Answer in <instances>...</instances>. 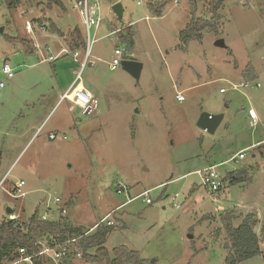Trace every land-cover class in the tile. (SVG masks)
Segmentation results:
<instances>
[{
  "label": "rangeland",
  "instance_id": "rangeland-1",
  "mask_svg": "<svg viewBox=\"0 0 264 264\" xmlns=\"http://www.w3.org/2000/svg\"><path fill=\"white\" fill-rule=\"evenodd\" d=\"M74 1L21 0L11 11L0 0V177L7 173L0 189V223L11 214L26 221L36 208L44 210L40 203L48 198L56 212L54 198L61 197L67 212L60 221L89 228L111 213L114 225L104 243L110 256L124 244L149 264H224L222 217L229 214L234 224L250 211L259 214L254 230L261 240L264 148L249 146L237 162L231 157L264 140V0H224L217 31L206 29L200 39L184 43L179 32L190 18L187 0H152L163 4L160 16L150 12L148 0H98L102 21L89 30L83 68L85 48L77 50L78 56L69 49L76 40L75 27L87 43ZM115 2L123 7L121 21L111 8ZM197 5L195 16L208 17L202 2ZM41 23L61 35L47 32L41 52L28 54L24 39H34V33L25 25ZM121 23L130 26L131 48L120 37ZM217 39L224 46L216 45ZM116 47L143 64L138 79L121 64L111 69ZM62 48L66 50L60 53ZM49 54L53 61H38ZM3 62L15 73L10 79L1 70ZM248 63L255 79L242 77ZM78 72L98 102L92 115L59 99ZM245 80L260 86L232 89ZM177 91L183 101L175 98ZM249 107L255 122L247 116ZM201 112L223 115L213 133L198 127ZM214 163L220 164L216 170L221 175L248 167L251 179L209 190L195 171ZM21 180L26 194L14 198L10 191ZM117 184L124 185L121 193ZM218 204L225 208L219 213L214 211ZM260 248L261 255L240 264H264L261 241ZM79 252L66 264H106ZM38 262L55 264L48 256Z\"/></svg>",
  "mask_w": 264,
  "mask_h": 264
},
{
  "label": "trees",
  "instance_id": "trees-1",
  "mask_svg": "<svg viewBox=\"0 0 264 264\" xmlns=\"http://www.w3.org/2000/svg\"><path fill=\"white\" fill-rule=\"evenodd\" d=\"M200 1L204 5L208 17L198 18L195 16L197 10V2ZM8 10H15L21 3V0H3ZM191 7L190 18L185 24V28L179 32L181 42L190 38H201L202 31L209 29L217 31V22L222 19L220 10L224 6V0H187ZM163 4L156 5L152 0H148L147 7L152 14L160 16L163 12ZM130 26L119 30L120 37L125 39L127 45L131 48L133 45L132 32H128ZM124 30V31H123ZM76 40L71 45L74 48H86L82 34L78 27H75ZM61 35V33H59ZM242 77L248 79L256 78V71L251 63H248L243 71ZM264 148V143L260 145ZM248 167H240L228 170L226 177L223 179L225 185L247 182L251 179ZM221 187L217 190H220ZM232 214V213H231ZM258 222L254 213H248L243 216L241 221L234 224L232 215L222 217L223 231H225L226 242L224 249L227 251L224 264H240L249 258L262 254L260 241L264 243V221L260 227L261 240L254 226ZM87 228L83 226L73 227L68 222L62 221H44L40 219L37 210L29 216L26 221L19 219H7L0 223V263L4 259L11 260L19 256L18 249L24 248L25 252L34 255L37 251L34 243L43 235H53L59 241L67 237H78L81 249L85 256L92 260H104L106 264H149L146 259L141 257L137 250L129 249L126 245L120 244L112 249L113 257L106 249L104 243L107 236L112 231V226L100 225L96 230L87 236H80V233ZM94 248V254H88L89 249ZM16 249L14 254L11 253ZM89 259V258H88ZM90 260V259H89ZM34 264H40L36 257L33 258Z\"/></svg>",
  "mask_w": 264,
  "mask_h": 264
},
{
  "label": "built area",
  "instance_id": "built-area-1",
  "mask_svg": "<svg viewBox=\"0 0 264 264\" xmlns=\"http://www.w3.org/2000/svg\"><path fill=\"white\" fill-rule=\"evenodd\" d=\"M137 3H140L138 0ZM74 8H77L79 11V14L82 19V23L84 27L87 30V43L86 46L89 44V30L92 27L98 28L99 24L102 21V15H101V8L99 5L98 0H75L73 4ZM87 49V48H86ZM129 53V52H128ZM127 53L126 49H120L119 47H116L114 50L115 56L112 58L110 64L112 69L120 65V61L122 59H129L130 55ZM88 52L86 50L85 53V59L80 62L81 67H85L86 65V58H87ZM55 58L53 56H49L48 60H54ZM1 70L3 74L5 75L6 79H10L14 76V71L12 67H10L6 62H3L1 65ZM3 81H0V88L3 87ZM259 82H250L249 80H245L244 83L239 84H232V89H239V88H245V87H259ZM226 91L225 88H220V92L224 93ZM62 98L68 99L71 103H73L74 106H78L82 115H92L95 113L98 102L95 96H93L84 86L80 83L79 80V72L76 74L75 80L72 83L71 87L62 95ZM175 98L179 101H183L184 97L181 94L180 91H177L175 94ZM247 115L252 120L256 119L255 111L252 107H249L247 109ZM54 133H49L48 137L50 139L55 138ZM248 149V147H247ZM247 149L238 151L231 159L235 160L237 162L238 159H244L246 157L245 153L247 152ZM220 164H214L209 165L207 167H204L202 169H198L195 171L197 175L200 177V182L202 186L206 187L209 190L215 191L219 189L224 181L223 179L226 177L225 175H221L217 172L216 168ZM233 170V169H232ZM6 174H4L2 177H0V189L4 188V184L6 183ZM25 184L24 180H21L19 182H15L10 194L14 198H22L26 192L22 190V186ZM124 189V185L117 184L116 192L121 193ZM147 194L146 191L140 193V196H145ZM145 201L147 203L151 202L149 198H146ZM56 205V212L52 210L50 205V198H48L46 201H41L40 204H44V210L40 212L38 208H36L38 215L40 219L44 221H60V216L66 214L67 208L65 205V201L61 197H55L54 202ZM175 206L177 204L174 203ZM38 207V206H36ZM111 213H107L106 216L101 218L96 224H94L92 227L87 228V230H84L80 233V236H87L90 233H92L94 230L98 228L100 225H107L112 226L114 225V222L110 220ZM10 219H18L15 214H11ZM37 251L34 253V255H30L25 252L24 248H19L18 253L20 255L19 259L14 260L8 264H15L18 262H29L32 263L33 258L36 257L37 260H41L43 257H49L55 264H66L65 260L69 259L73 254L80 253L79 250L81 249L79 244L78 237H67L63 240H58L53 235H43L41 238L37 239L34 243ZM79 255V254H78Z\"/></svg>",
  "mask_w": 264,
  "mask_h": 264
},
{
  "label": "water",
  "instance_id": "water-1",
  "mask_svg": "<svg viewBox=\"0 0 264 264\" xmlns=\"http://www.w3.org/2000/svg\"><path fill=\"white\" fill-rule=\"evenodd\" d=\"M111 8L119 21L122 19L123 15V7L119 2H115L111 5ZM122 24V23H121ZM123 25V24H122ZM3 29L0 28V32ZM216 45L224 46V42L221 39H217L215 41ZM122 68L128 72L131 76L135 79L139 78L141 69L143 64L135 59H122L120 61ZM223 115L221 113H211V112H201L198 116L197 125L202 130L206 131L207 133H213L218 125L221 123ZM6 211L9 213L11 212V208L9 206L6 207Z\"/></svg>",
  "mask_w": 264,
  "mask_h": 264
},
{
  "label": "crops",
  "instance_id": "crops-1",
  "mask_svg": "<svg viewBox=\"0 0 264 264\" xmlns=\"http://www.w3.org/2000/svg\"><path fill=\"white\" fill-rule=\"evenodd\" d=\"M45 26V23H41V26H35V25H30V24H27V25H25V27L27 28V31L28 30H31L33 33H34V39H24L26 42H29V49L26 51L28 54L29 53H33V51H34V49H38V51H40V50H42V47H41V45H43V41H41L43 38H45L46 36H48L47 35V32L48 33H55V32H57L58 30H52L51 31V29L50 28H45L44 27ZM121 28L120 29H122V28H124V26L121 24ZM127 27V26H126ZM58 33V32H57ZM58 35L60 36V34L58 33ZM63 38V37H62ZM86 48H87V46H86ZM86 48H85V51H86ZM69 49L70 50H72V51H74V53H73V55L75 56H78L77 54V50H79V48H74V49H71L70 47H69ZM65 48H62L61 50H60V53L61 52H65ZM41 52V51H40ZM86 53V52H85ZM49 56H53L52 54H49L48 55V57ZM48 57L47 58H45V57H42V58H40V59H38V61H43V60H48ZM54 57V56H53ZM84 58H82L83 60L85 59V54H84V56H83ZM87 59V58H86ZM131 59V58H130ZM83 60H81V61H83ZM7 61V60H6ZM48 61H53V60H48ZM80 61V62H81ZM8 62V61H7ZM88 65H89V63H88ZM111 69H112V67H111ZM76 77V76H75ZM74 80H75V78L74 79H70V80H68L66 83H65V86L64 87H67L66 88V90L64 91V92H60V94H59V99L60 98H62V95L71 87V85H72V83L74 82ZM80 83L84 86V84L80 81ZM84 88H85V86H84ZM62 89V88H61ZM61 89H60V91H61ZM89 91V90H88ZM90 92V91H89ZM91 93V92H90ZM248 116V115H247ZM253 122H254V120H253ZM40 126L41 125H39V127H38V129L40 128ZM37 129V130H38ZM49 133H53V132H49ZM48 133V134H49ZM56 135V134H55ZM262 143H264V140H261V141H258V142H256V143H251V144H249V145H246V147H244V148H241V149H239L238 151H240V150H242V149H247V147H249V146H253V145H255L256 147L257 146H260ZM255 154H258L259 155V153L256 151L255 152ZM254 153L252 154V155H255ZM256 156V155H255ZM215 164V163H214ZM214 164H209V165H214ZM209 165H206V166H203L202 168H204V167H207V166H209ZM196 170H198V169H196ZM192 191V190H191ZM262 196L264 197V188L262 189ZM223 209H225L224 207H223V205H221V204H218L216 207H215V212H217V213H219L221 210H223ZM10 213H13L12 211L10 212ZM9 213V214H10ZM250 213H253L252 211H250ZM248 214V213H247ZM255 214V213H254ZM258 214V213H257ZM258 216H259V214H258ZM257 216V219H259L260 220V218Z\"/></svg>",
  "mask_w": 264,
  "mask_h": 264
}]
</instances>
